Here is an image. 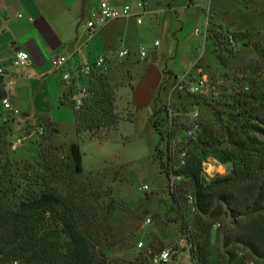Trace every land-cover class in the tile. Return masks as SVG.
<instances>
[{"label": "rangeland", "instance_id": "374dc122", "mask_svg": "<svg viewBox=\"0 0 264 264\" xmlns=\"http://www.w3.org/2000/svg\"><path fill=\"white\" fill-rule=\"evenodd\" d=\"M146 3L150 4L149 12L138 17L139 23L130 20L126 36L117 43L118 49H128L130 54L118 58L113 66L108 65L104 73L111 84L119 86L116 107L121 114L117 129L108 139L78 138L73 106L61 104L66 89L59 74L49 86L60 95L52 96V101L40 96L38 102L47 112L44 115L56 125L53 143L80 147L83 173L76 180H88L94 188L112 191L115 210L109 223L115 230L117 246L107 252L110 264H153L154 255L163 250L171 251L168 264H199L191 258L186 237L179 233L180 217L168 194L167 176L160 167L158 149L165 152L167 144L166 138L161 142V133L165 135L166 131L164 109L170 99L173 107L185 103L177 98V90L171 94L182 78L196 82L205 74L209 85L199 96L208 104L201 103L191 110L199 112L203 124L217 128L213 106L223 111L224 100L235 87L248 89L253 82L264 83V0H146ZM129 6L130 12L138 10L133 1ZM228 33L233 36L230 46L224 43ZM240 34V38L235 37ZM213 38L219 39L221 46ZM226 48L231 51L224 52ZM141 50L145 52L143 58ZM92 52L96 56L99 53L93 49ZM149 65H155L162 73L161 81L151 102L137 105L133 90L143 80ZM160 109L163 111L155 116ZM157 119L159 125L154 129L153 121ZM178 119L181 127L176 133L183 144L185 118L180 115ZM4 123L12 129L7 137L11 157L16 161L35 158L36 142L41 136L38 120L25 121L22 114L15 115L0 103V129ZM228 171L225 166L222 175ZM241 220L226 215L210 220L212 258L219 259L220 264H229L226 251L231 249L224 248L222 236H230ZM238 254L240 260L245 252L239 250Z\"/></svg>", "mask_w": 264, "mask_h": 264}, {"label": "trees", "instance_id": "16d2710c", "mask_svg": "<svg viewBox=\"0 0 264 264\" xmlns=\"http://www.w3.org/2000/svg\"><path fill=\"white\" fill-rule=\"evenodd\" d=\"M105 72H94L85 80L88 97L79 107L71 102L74 85L63 92L61 104L73 106L78 138L106 140L121 120L116 107L119 86L111 84ZM249 85L235 87L223 111L212 107L217 128L201 122L197 139L178 146L179 151L187 150L186 164L174 171L183 178L173 189L168 185V194L180 217L179 233L199 264H220L212 258L210 220L221 215L242 219L230 236H222L224 248H231L226 251L229 264L264 261V83ZM177 98L185 101L174 107L180 114L208 104L182 91ZM162 111H155V116ZM36 119L44 132L32 159H13L7 141L12 129L7 123L0 129V264H110L107 252L117 246L109 223L115 210L112 191L77 181L83 173L79 145L54 144L56 125L44 114ZM158 125L154 120L153 128ZM164 138L167 135L161 133V142ZM169 151V143L165 152L158 149L168 182ZM208 158L229 171L206 181L201 171ZM174 163L178 164L177 156ZM188 195L194 197L195 211ZM239 250L245 252L240 260Z\"/></svg>", "mask_w": 264, "mask_h": 264}, {"label": "crops", "instance_id": "0c3cea01", "mask_svg": "<svg viewBox=\"0 0 264 264\" xmlns=\"http://www.w3.org/2000/svg\"><path fill=\"white\" fill-rule=\"evenodd\" d=\"M102 1L116 8L133 1L138 10L124 19L112 21L90 37L85 23ZM138 1L0 0V66L4 69V74L0 76V99L9 98L25 121H34L38 114H47L38 98L47 96L52 101V96L60 95L49 86L53 78L60 75L51 60L66 56L68 68L73 69L93 62L101 55L105 57L107 66H113L118 52L125 49H118L117 43L126 36L130 20L138 22L140 15L149 12L150 4L146 3L140 9ZM92 49L99 51L97 56L93 55ZM20 50L29 54V60L25 66L16 68L12 66V61ZM81 83L83 85L84 82Z\"/></svg>", "mask_w": 264, "mask_h": 264}, {"label": "built area", "instance_id": "2783aa9c", "mask_svg": "<svg viewBox=\"0 0 264 264\" xmlns=\"http://www.w3.org/2000/svg\"><path fill=\"white\" fill-rule=\"evenodd\" d=\"M146 5V0H139L137 3V7L143 9ZM130 6L126 5L122 8H116L111 5L107 1H102L99 4V8L93 11L88 19L86 20L85 26L89 33V36H93L98 31L104 29L107 25H109L112 21L122 19L130 15ZM140 20L138 19V23ZM226 45L233 43V36L229 33L226 35L224 40ZM158 46V42L155 44ZM228 49V48H227ZM225 52V51H224ZM130 53L128 50H120L118 52V58L122 59L128 56ZM145 56V52L143 50L140 51V57L143 58ZM29 54L26 51H17L13 57L12 66L19 68L23 67L28 63ZM53 67L55 70L60 71L61 82L63 83L65 89H70L72 85H74L73 93L71 95V102L75 107H79L83 105L84 101L88 97V91L86 89L85 84L82 85V81L85 82L94 72H105L107 70V63L104 56H97L93 62H87L80 64L73 69L68 68V57L66 56H58L51 60ZM4 74V69L0 66V76ZM209 85V77L207 75H203L196 82L186 81V77L182 78L173 88L171 94L174 92L182 91L190 94H203L205 89ZM0 103L2 107L6 110L12 111L15 115H20L19 110L14 108L9 98L2 97L0 99ZM165 120H166V131L167 135V143H169V155L171 157L169 170V186L171 189L174 188V185L177 181H180L183 178V175L179 176L174 174V171L178 168L184 166L186 164L187 159V150L179 151V145H185L186 142L195 141L201 131V121L200 114L197 110L193 109L188 113H177L172 105V99L169 100L167 106L164 110ZM184 116L183 126V140L178 141V134L176 133V129L181 127L179 117ZM39 133H43V129L39 128ZM21 144V141H18V145ZM14 148L17 147L13 145ZM166 154V157L168 156ZM178 158V164L174 163V158ZM225 172V165L221 164L215 158H208L206 161L202 163V175L204 176L206 181H210L212 178L218 175H222ZM147 190V186L144 187ZM188 202L192 205V211L196 210L194 205V197L192 195H188ZM150 222V219L147 220ZM217 228V225H214V229ZM142 243L139 244L141 246ZM171 259V251L163 250L159 254L154 255L152 262L153 264H168ZM12 264H19L17 261H14ZM253 264V263H250Z\"/></svg>", "mask_w": 264, "mask_h": 264}, {"label": "water", "instance_id": "95a60500", "mask_svg": "<svg viewBox=\"0 0 264 264\" xmlns=\"http://www.w3.org/2000/svg\"><path fill=\"white\" fill-rule=\"evenodd\" d=\"M162 73L155 65H149L143 80L133 90V101L137 105L151 102L161 81ZM56 132V131H55Z\"/></svg>", "mask_w": 264, "mask_h": 264}]
</instances>
